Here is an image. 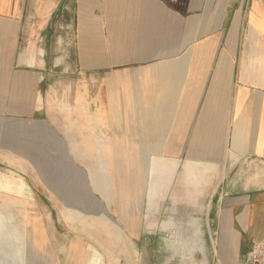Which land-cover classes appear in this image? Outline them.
Here are the masks:
<instances>
[{
  "label": "crops",
  "instance_id": "1",
  "mask_svg": "<svg viewBox=\"0 0 264 264\" xmlns=\"http://www.w3.org/2000/svg\"><path fill=\"white\" fill-rule=\"evenodd\" d=\"M78 71L100 89L68 129L43 84ZM69 148L106 194L99 163L130 176L136 164L139 180L164 165L176 181L148 193L205 214L176 254L214 264L216 238V264L249 263L264 248V0H0V188L17 193L29 169L47 179Z\"/></svg>",
  "mask_w": 264,
  "mask_h": 264
},
{
  "label": "rangeland",
  "instance_id": "2",
  "mask_svg": "<svg viewBox=\"0 0 264 264\" xmlns=\"http://www.w3.org/2000/svg\"><path fill=\"white\" fill-rule=\"evenodd\" d=\"M49 86H54L65 112L57 114L56 107L52 114L72 129L80 111L89 113L100 80L91 83L88 72L56 73L43 84L44 89ZM69 150L65 163L50 164V172L43 175L47 179L42 180L40 172L36 178V170L29 169L31 177L25 187L19 179L17 193L0 188V264H201L200 255H190L194 251L186 253L187 257L176 251L181 238L192 236V230L196 235L199 225L205 228V214L182 209L180 204L176 208L174 195L148 193L155 190L159 179L162 190L169 191V183L176 180L169 179L167 167L163 165L165 176L156 179V164L146 163L144 178L139 180L136 164L130 176L117 172L120 164L99 163L98 169L106 167L114 176L113 192L108 188L106 194L105 184L99 183L102 188L98 190L90 188L94 174L90 178L88 165L73 161V150ZM2 174L9 173L3 169ZM138 182L144 187L136 193ZM41 235L47 238H36ZM209 239L205 256L210 255L211 263L216 264V238ZM42 251H50L53 258L43 257Z\"/></svg>",
  "mask_w": 264,
  "mask_h": 264
},
{
  "label": "built area",
  "instance_id": "3",
  "mask_svg": "<svg viewBox=\"0 0 264 264\" xmlns=\"http://www.w3.org/2000/svg\"><path fill=\"white\" fill-rule=\"evenodd\" d=\"M262 252H263V248L260 245H255L253 248H251L250 252H248V256H249L248 264H256V262L262 263V257H261Z\"/></svg>",
  "mask_w": 264,
  "mask_h": 264
}]
</instances>
